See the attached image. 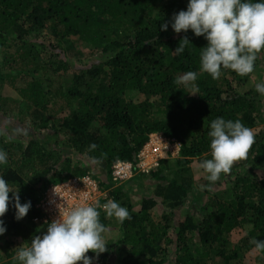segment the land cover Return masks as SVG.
Instances as JSON below:
<instances>
[{"label":"trees","instance_id":"16d2710c","mask_svg":"<svg viewBox=\"0 0 264 264\" xmlns=\"http://www.w3.org/2000/svg\"><path fill=\"white\" fill-rule=\"evenodd\" d=\"M186 5L187 0H0V89L10 85L19 96L17 116L0 101V127L25 121L29 131L12 138L0 130V149L8 154L0 176L19 190L21 203L32 205L19 221L11 205L2 217L6 232L0 235L5 243L0 264H13L16 247L46 231L32 220L39 216L35 206L48 185L90 174L106 189L112 164H134L153 133L181 145L176 168L169 170L163 160L149 174H136L110 191L130 218L115 228L113 218L99 210L100 222L116 234L94 264H264V252L250 243L264 241V176L236 175L198 215L173 217L189 195L195 200L189 166L211 158L210 122L238 119L251 130L264 123V96L255 91V84L264 81V50L252 73L222 69L212 79L200 71L207 45L203 37L191 30L176 34L170 25L160 31V24ZM183 36L192 44L176 55L172 51ZM72 38L88 54H70L64 45ZM187 71L198 73L197 94L175 83ZM51 76L62 80L56 90ZM18 79L24 83L16 87ZM248 155L264 164V142L254 140ZM23 171L30 173L28 181ZM145 178L152 182L153 195L134 210L127 187ZM157 200L169 212L154 223L150 211Z\"/></svg>","mask_w":264,"mask_h":264},{"label":"clouds","instance_id":"9594fccd","mask_svg":"<svg viewBox=\"0 0 264 264\" xmlns=\"http://www.w3.org/2000/svg\"><path fill=\"white\" fill-rule=\"evenodd\" d=\"M169 25L176 34L191 30L193 35L207 41L200 54V71L214 80L221 76L222 69L240 76L252 73L257 54L264 50V0H187L186 9L173 13L169 21L160 24V31L168 30ZM190 43L188 37L183 36L172 52L183 54ZM197 77V72L187 71L178 76L175 83L188 89L189 94H197ZM255 91L264 96V81L255 84ZM209 127L211 158L199 161L198 168L207 174V181L216 182L221 174L232 170L235 162L247 159L254 136L238 119L217 117ZM89 147L95 149L97 145ZM7 163L8 154L0 149V166ZM10 205L15 209L17 221L23 219L32 206L31 201L21 203L19 190H13L0 176V235L6 232L2 217ZM98 209H103L106 217L115 218L119 223L130 218L128 209L115 200L59 210L58 217L47 222L46 231L32 236L29 245L23 243L16 247L13 264H94L108 248L104 236L108 229L100 222ZM250 243L256 252H264V241L252 239ZM89 251L93 256L86 254Z\"/></svg>","mask_w":264,"mask_h":264},{"label":"rangeland","instance_id":"374dc122","mask_svg":"<svg viewBox=\"0 0 264 264\" xmlns=\"http://www.w3.org/2000/svg\"><path fill=\"white\" fill-rule=\"evenodd\" d=\"M76 39H70L68 41L65 42V45L67 47V50L69 51V53L71 54H75V55H86L88 54L89 50L85 47H83L82 45H80L77 41H75ZM88 58H91L90 55H88ZM90 60V59H87ZM263 71H264V67H263ZM10 73L12 75L17 74V71L15 72H11ZM22 76H26L25 73L21 74ZM51 81H52V90H56L57 87L60 86V84L62 85V80L58 79L55 76H51ZM23 81H19V79L16 81L15 86L19 87L21 85H23ZM5 100L6 106L8 104V106L10 107V113H13L15 116H17V112H18V106L17 104H15L14 102H17L19 100V96L18 94L14 91L13 88H11L10 85H4L1 89H0V101ZM11 122V120H10ZM17 121H13L12 120V124L11 127L13 128H9V126H7V128H5V125L0 127V130L2 129V131L9 137L15 138V137H19L21 136H25L26 134L29 133L28 131V123L24 121V124H16ZM7 130V131H6ZM252 133L254 136V140L258 141H262L264 142V123L262 124H258L255 128L252 129ZM22 137V138H23ZM63 139V137H61V135L59 136V138L57 139L58 142H60ZM27 140V139H25ZM49 140V139H48ZM53 143V140H51V144ZM14 144H16V142H14ZM179 159L178 158H171V159H167L165 160L166 162H168V169L172 170L173 168H176V160ZM89 165H91V163H88ZM190 167V173L193 176L194 179V191H195V195L193 196V198H195V200H192V196L189 195L188 199L185 201V204L183 207H181V209L176 210L174 212V219L175 220H181L185 214L187 213H191V214H199L202 209L203 206L206 202V200L214 194V192H216L217 190H226L228 189L229 185H227V181L231 182L234 180V177L236 175H240V176H249L252 173H254L256 176L260 177V176H264V164H260L258 165L257 163H255L254 161H252V159L249 158V155L247 157L246 160H240L234 163V166L232 168V170L227 173V174H221V177L219 180H217L216 182H209L206 179V173H204L202 170H200L198 168V162L194 161L193 163H191ZM95 170V169H94ZM23 178L28 181L30 179V173H27L26 171H23L22 174ZM152 184V182L150 180H148L147 178H145L144 180L142 179L140 182L137 183L136 182H130V185L127 187V192H128V198L129 201L131 203V206L133 207V209L135 210L140 201L143 198L152 196V188L149 189V186ZM205 186H207L208 188L206 189V191H204ZM146 188V189H145ZM194 194V192H193ZM152 198V197H151ZM157 203L159 202V200L156 201ZM200 211V212H199ZM164 212H169L168 210H165L163 207L159 206V203L157 204V206L150 211V219L151 221H153L154 223H158L160 221L161 215ZM111 226L113 227H117L116 225L118 224V221L113 218L111 219ZM247 229H245L244 232H238L236 235V238H241L245 236ZM115 234L114 231L108 230L104 236H105V240L110 241V240H114L115 239ZM238 236V237H237ZM9 240V239H8ZM238 241V240H237ZM5 243L3 242V240L0 241V248L4 247ZM255 251L253 250L251 253H254ZM256 254V252H255ZM251 257H254V254H251ZM3 263V262H2ZM249 262H246L245 264H249ZM250 264H256L254 262L250 263Z\"/></svg>","mask_w":264,"mask_h":264},{"label":"built area","instance_id":"2783aa9c","mask_svg":"<svg viewBox=\"0 0 264 264\" xmlns=\"http://www.w3.org/2000/svg\"><path fill=\"white\" fill-rule=\"evenodd\" d=\"M181 145L175 139H167L158 133L148 136L146 144L136 155V162L116 161L110 169V187L102 188L99 182L90 174L83 177H73L63 182L52 183L40 192L35 206L39 216L32 222L36 225L47 226V222L58 217L68 208L83 203L104 204L112 200L110 191L131 180L134 175H147L163 160L178 158ZM103 210V209H98Z\"/></svg>","mask_w":264,"mask_h":264}]
</instances>
